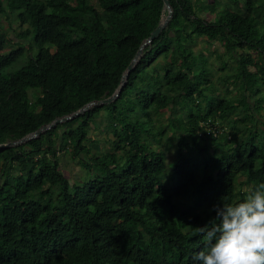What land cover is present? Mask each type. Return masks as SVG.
Listing matches in <instances>:
<instances>
[{
  "label": "trees",
  "instance_id": "16d2710c",
  "mask_svg": "<svg viewBox=\"0 0 264 264\" xmlns=\"http://www.w3.org/2000/svg\"><path fill=\"white\" fill-rule=\"evenodd\" d=\"M168 1L171 17L115 100L0 149V264H200L192 257L206 241L197 228L213 206L264 183V0H216L214 22L201 15L205 0ZM7 13L26 26L17 35L30 37L27 48H8ZM166 15L163 0H0V143L110 96ZM197 42L218 43L220 70L232 62L236 70L215 79L227 92L238 86L237 97L219 98L201 79L209 54L195 52ZM184 104L199 114L175 118ZM166 108L167 126L152 135L146 123L161 122L152 115ZM101 114L110 150L92 153L88 133ZM167 128L180 131L168 167L152 146ZM60 152L77 158L80 181L59 170Z\"/></svg>",
  "mask_w": 264,
  "mask_h": 264
},
{
  "label": "rangeland",
  "instance_id": "374dc122",
  "mask_svg": "<svg viewBox=\"0 0 264 264\" xmlns=\"http://www.w3.org/2000/svg\"><path fill=\"white\" fill-rule=\"evenodd\" d=\"M206 1V5H207V9L206 11H204L201 15L202 17L209 22H214L216 20V9H215V4H216V0H205ZM231 3H233L234 6H240L241 1L242 0H229ZM7 15L9 16L8 19L5 18V15L1 16L2 17V23L5 25L6 27V31H7V35L9 38L13 39V42H10L8 45V48H13L16 46V44H21L23 45L25 48L28 47L29 42H30V37L27 36H19L17 34H19L22 30H24L26 28L25 25L21 26L16 17H15V13H7ZM205 43L202 42H197L194 45V51L198 52L199 50H201L203 52V56L208 55L209 54V65L206 67L209 71L210 74H212L213 77H210L209 73H206L205 75H203L201 77L202 80H207L208 78L211 79L212 83L214 86L217 87V89L219 90L218 94L219 98L222 97H232L235 98L238 96V86H229L228 92L226 91V88L224 89V86L220 83V81H217L215 78H217L218 75L221 74H225V73H232V71L234 72L236 70V68L234 67L233 69V64L232 62L229 60L228 64L226 65V68H224L223 70H220L219 67V61L216 60V51L217 50V46L218 43L216 42L215 45H207V49H205ZM34 51L35 47H32ZM53 51V50H52ZM219 52L224 51V52H228V47L227 45H224L222 48L218 49ZM241 55L245 56H249L252 61L254 62V64L256 62H261L263 60L262 57H260L256 51L254 50H249V49H242L239 50ZM202 58H207V56ZM226 58L228 59V55H223L222 60L227 61ZM220 60V61H222ZM22 61H20L19 63L14 64L9 70L12 71L16 68L19 67L20 63ZM259 64H257L258 66ZM249 69L252 72H255L256 76L255 78L259 77V74H257L256 72V67L255 65L253 66H249ZM217 81V82H216ZM211 82L208 81L207 86L210 84ZM207 94V93H206ZM213 98L217 97V94H212L210 95ZM212 98V99H213ZM218 98V99H219ZM216 100V99H215ZM214 100V101H215ZM252 103V98H250V100ZM209 103H207L206 105L208 106ZM183 109V112L180 109ZM195 111L194 115H198L199 111L198 109H196V107H194L193 105H188V104H184V106H179L177 107V113L175 114L178 117H175L177 119L182 118L180 117L181 114L183 113L184 115H190ZM263 115H264V110L262 111ZM105 112H103L104 114ZM241 113H243L241 111ZM102 116V114H101ZM172 116L171 113V109H164L161 111V113L159 115H152L153 119L158 120L159 117L161 118V122H157V124H152V122H147L145 125V129L148 131H151V134L154 135L155 133H158L161 131L162 129V125L164 127V125L167 126V121H168V117ZM256 117L258 118L259 116L256 115ZM103 119V120H102ZM173 122H175L174 119H172ZM187 120V119H186ZM158 126V127H157ZM219 127V128H218ZM218 129L221 131L220 128V124H218ZM109 130V126L108 123L106 121H104V117L102 116V118H96V122L91 126L89 133H88V137L91 139L89 141H87V146L88 148H90L92 150V153H99V152H104V151H108L110 150V144L107 143V141H105V137L111 136L108 133ZM179 130H176L174 132V130H172L171 128H167V132L162 135V137L159 138V143H152V146L154 147L155 152L156 151H161L163 152L164 156H165V161H166V166L168 167L170 162L173 160L174 158V151H175V142L177 141V135H179ZM218 132V131H217ZM173 133V135L171 136L173 140H170L169 136L170 134ZM156 141V140H154ZM59 156V170L64 174V176L69 179L71 182H78L82 179L83 175H84V169L81 167V165L79 164L77 158H75L73 155H71L70 152H60L58 154ZM249 185L246 186H242V189H248Z\"/></svg>",
  "mask_w": 264,
  "mask_h": 264
},
{
  "label": "clouds",
  "instance_id": "9594fccd",
  "mask_svg": "<svg viewBox=\"0 0 264 264\" xmlns=\"http://www.w3.org/2000/svg\"><path fill=\"white\" fill-rule=\"evenodd\" d=\"M212 217L197 231L205 249L192 259L200 264H264V183L235 204H217Z\"/></svg>",
  "mask_w": 264,
  "mask_h": 264
},
{
  "label": "water",
  "instance_id": "95a60500",
  "mask_svg": "<svg viewBox=\"0 0 264 264\" xmlns=\"http://www.w3.org/2000/svg\"><path fill=\"white\" fill-rule=\"evenodd\" d=\"M163 3H164L165 8L167 9V15L159 21L158 25L151 32L150 36L145 40V42L143 44H141V46L139 47L138 51L136 52L134 58L131 60V62L128 64L126 70L124 71V73L121 77L119 87L110 96L96 100V101H90L87 104H85L84 106H82L81 108H79L78 110H76L75 112L68 114V115L61 116L59 118H56L52 122L41 126L36 131L31 132V133L25 135L24 137H22L18 140H13V141L10 140V141L4 142V143H0V149H4V148L11 147V146H17L19 144H22V143H24L30 139L36 138L37 136L40 135V133L54 127L56 124L70 120V119L82 114L83 112L89 110L93 106H102L104 104H108V103L112 102L113 100H115L120 95L124 85L126 84L128 74L132 70V68L134 67L135 63L137 62V60H138V58L142 52L143 47L145 45H147L148 43H150L155 37H157L160 34L162 29L165 27L166 23L168 22L169 18L171 17L172 10H171V7L169 5V1L163 0Z\"/></svg>",
  "mask_w": 264,
  "mask_h": 264
},
{
  "label": "built area",
  "instance_id": "2783aa9c",
  "mask_svg": "<svg viewBox=\"0 0 264 264\" xmlns=\"http://www.w3.org/2000/svg\"><path fill=\"white\" fill-rule=\"evenodd\" d=\"M200 127H202V128L204 127V129L206 130L207 133L210 132L211 130H213V128H215L214 125L212 127L211 123H200Z\"/></svg>",
  "mask_w": 264,
  "mask_h": 264
}]
</instances>
